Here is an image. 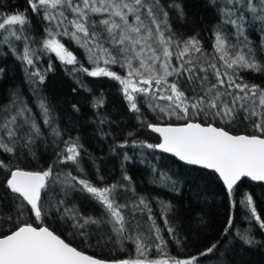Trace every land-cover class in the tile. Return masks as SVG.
Listing matches in <instances>:
<instances>
[{
	"label": "snow or ice",
	"instance_id": "6c2138e0",
	"mask_svg": "<svg viewBox=\"0 0 264 264\" xmlns=\"http://www.w3.org/2000/svg\"><path fill=\"white\" fill-rule=\"evenodd\" d=\"M210 2L219 16L213 28L211 54L206 52L198 35L185 38L173 31L169 12L161 0H27L31 11L42 14L49 22L43 49L54 53L62 63L73 65V72L118 81L129 110L140 114L137 119L159 134V143L133 140V147L170 153L187 165L213 170L219 174L231 197L242 178L264 181V87L245 82L240 74L242 71L264 72V60L260 59L264 56V0ZM167 8L175 9L180 19H184L183 8L175 0H171ZM27 11L0 12V44H9L16 51L14 41H21L23 53L18 58L35 67V50L30 47V38L24 35ZM253 28H258L262 34L259 46L249 39ZM61 36L69 37L86 49L89 63L94 65L91 70L57 38ZM101 62L104 67L100 66ZM117 64L127 70L125 76L108 67ZM29 77L38 78L39 84L45 81V75L38 69L29 73ZM31 82L37 83V79ZM81 87L85 86L81 84ZM102 103L98 100L95 107ZM140 104L147 105L158 120L182 123H150L142 119ZM37 106L43 124L50 127L51 135L59 140L61 131L53 126L54 119L46 99L38 96ZM73 108L79 110L76 105ZM100 123L105 120L101 119ZM242 123L250 131L233 134L228 130ZM42 136L40 124L19 93L13 94L10 106H0V151L18 156L19 147H27ZM64 144V152L57 154L58 162H72L83 172L78 160L83 147L79 138H69ZM126 146L127 140L118 145ZM124 159L130 157L125 154ZM0 174L4 176L6 188L17 194L19 201L16 205L18 215L5 220V223H12L11 229L0 233V264H198V256L186 259L167 256L161 229L144 197L132 204L131 211H147L152 221L147 231L142 230L135 216L126 218L124 210L129 205L119 203L118 196L119 190L127 186L119 182L98 187L87 177L81 178L71 172L64 173L61 180L59 174L53 176L52 165L42 171H29L15 166L12 160L6 163L3 159H0ZM159 177L175 188L176 182L167 173L159 172ZM123 179L131 182L127 174ZM56 181H60L64 198L52 204L50 188ZM77 185L79 191L87 192L101 204L108 214L106 221L84 217L75 205L66 204L69 190H75ZM240 203L248 209L250 218L255 219L260 230H264V220L257 213L252 196L245 195ZM159 204L164 223L169 225L166 217L171 207L162 200ZM49 208H54L61 220H71L72 227L81 236L87 235L89 225L111 224L119 238L131 240L136 245L137 258L106 261L85 254L49 226H44ZM25 210L34 215L33 222L20 220ZM232 228L230 216L223 235H228ZM167 230L175 235L173 227ZM132 231L135 235H125ZM236 238L248 246L258 243L247 230L237 231ZM218 243L200 256L214 253ZM153 248L167 258L150 259L148 253Z\"/></svg>",
	"mask_w": 264,
	"mask_h": 264
},
{
	"label": "trees",
	"instance_id": "16d2710c",
	"mask_svg": "<svg viewBox=\"0 0 264 264\" xmlns=\"http://www.w3.org/2000/svg\"><path fill=\"white\" fill-rule=\"evenodd\" d=\"M170 2L171 0H161L169 12L173 31L185 38L198 35L206 52L211 54L213 28L219 22V16L210 0H175L183 8L184 19H180L175 9L167 8ZM25 9H28V23L24 26V35L30 38V47L35 50V67L28 66L18 58L23 53L21 41H14L16 51L9 44H0V106H10L13 94L19 93L40 124L43 136L27 147H19L18 156L0 151V159L6 163L12 160L15 166L29 171H42L52 165L53 176L59 174L61 180L64 173L71 172L81 178L87 177L98 187L118 182L127 186L119 190L118 196L119 203L129 205L124 210L126 218L135 216L141 223L142 230L147 231L152 223L147 211H131L132 204L138 202L139 197H144L152 209L151 215L161 229L167 256L177 259L198 256V264H264V230H260L255 219L250 218L248 209L240 203L245 195H251L257 213L264 220V185L246 179L234 188L229 197L227 189L215 173L184 165L174 157L156 150L133 147V140L151 144L160 141L137 119L140 114L129 110L119 82L110 77H90L83 72H73V65L62 63L54 53L43 49L45 28L49 26V22L43 19L42 14L33 13L27 0H0V12L12 14ZM250 31V41L259 46L262 34L258 28ZM57 38L84 67L89 70L94 67L89 63L85 48L67 36ZM260 59L264 60V56ZM100 66L105 65L101 62ZM108 67L121 76L127 74V70L118 64ZM37 69L45 75L43 84L38 83V78H31L37 79V83L31 82L29 73ZM240 74L245 82L264 87V72L242 71ZM81 84L85 87H81ZM38 96L44 97L50 107L53 126L61 131L59 140L51 135L50 127L43 124L37 106ZM98 100L103 103L95 107ZM73 105L79 110L74 109ZM140 107L142 119L150 123H182L158 120L147 105L140 104ZM101 119L105 123L101 124ZM228 130L233 134L250 131L244 123ZM130 132L133 133L132 136L128 135ZM69 138H79L83 145L78 157L79 168L83 172L72 162H58L57 154L64 152V141ZM125 140L128 141V146L118 147ZM125 154L130 157L129 160L124 159ZM153 169L157 171L154 172ZM159 172L167 173L176 182L174 189L161 180ZM125 174L131 177V182L123 179ZM3 181L4 176L0 174V233L11 229L12 223H5V220L8 216L15 218L18 215L16 205L19 203L16 200L17 194L7 189ZM79 187L77 185L75 190H69L66 204L75 205L84 217L103 218L106 221L108 214L105 209L90 194L79 191ZM50 195L53 197L52 204L64 198L60 181L52 184ZM43 196L42 192V198ZM161 200L171 207L166 217L169 225H165V217L161 214ZM230 216L233 218V228L225 236L223 233ZM34 219V215L27 210L20 217L25 222H33ZM72 223L71 220H61L54 208H49L44 226H49L71 246L95 258L106 261L137 258L136 245L131 240L119 238L111 224L89 225L87 235L81 236L72 227ZM169 226L175 229L174 236L169 234ZM244 230L252 233L258 243L248 246L240 242L236 238V232ZM125 235H135V232ZM152 238L155 240L154 232ZM217 242L219 243L214 253L200 256V253ZM148 255L150 259L167 258L155 248Z\"/></svg>",
	"mask_w": 264,
	"mask_h": 264
},
{
	"label": "water",
	"instance_id": "95a60500",
	"mask_svg": "<svg viewBox=\"0 0 264 264\" xmlns=\"http://www.w3.org/2000/svg\"><path fill=\"white\" fill-rule=\"evenodd\" d=\"M149 131L152 133V134H154L155 136H157L158 138H159V141H160V137H159V134L158 133H153L150 129H149ZM157 152H159V153H161V154H165V155H169V156H172V157H174L172 154H170V153H163V152H161V151H159V150H156ZM177 161H179V159L177 158V157H174ZM180 163H182V164H184V165H187V164H185L184 162H182V161H179ZM187 166H191V165H187ZM191 167H194V168H198V169H203V170H207V171H210V172H213V173H215L213 170H210V169H204V168H202V167H200V166H191ZM218 177H219V174L218 173H215ZM219 179L221 180V182L223 183V181H222V179L219 177ZM246 179H248V180H250L251 182H253V183H257V184H261V185H264V181H252L250 178H242L241 179V181H239L238 183H237V185L239 184V183H241L242 181H244V180H246ZM223 185H224V183H223ZM236 185V186H237ZM225 186V185H224ZM235 186V187H236ZM225 188H226V186H225ZM227 189V188H226Z\"/></svg>",
	"mask_w": 264,
	"mask_h": 264
},
{
	"label": "rangeland",
	"instance_id": "374dc122",
	"mask_svg": "<svg viewBox=\"0 0 264 264\" xmlns=\"http://www.w3.org/2000/svg\"><path fill=\"white\" fill-rule=\"evenodd\" d=\"M91 64V63H90Z\"/></svg>",
	"mask_w": 264,
	"mask_h": 264
}]
</instances>
